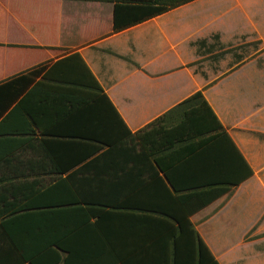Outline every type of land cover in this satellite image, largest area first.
Returning <instances> with one entry per match:
<instances>
[{
    "label": "crops",
    "instance_id": "crops-1",
    "mask_svg": "<svg viewBox=\"0 0 264 264\" xmlns=\"http://www.w3.org/2000/svg\"><path fill=\"white\" fill-rule=\"evenodd\" d=\"M115 3L0 0V84L48 67L0 120V264L68 237L88 263L172 264L163 174L137 168L101 195L114 206L59 184L198 91L254 173L189 220L220 264H264V0H194L117 32ZM140 143L136 161H153Z\"/></svg>",
    "mask_w": 264,
    "mask_h": 264
},
{
    "label": "trees",
    "instance_id": "trees-1",
    "mask_svg": "<svg viewBox=\"0 0 264 264\" xmlns=\"http://www.w3.org/2000/svg\"><path fill=\"white\" fill-rule=\"evenodd\" d=\"M191 1L194 0H115L114 31L136 25ZM47 68V65L40 66L0 84V120ZM96 90L101 89L96 87ZM139 140L142 151H147L146 155L151 156L153 161H136L135 145ZM126 143L131 146L123 150L122 146ZM123 156L129 160L122 161ZM137 168L146 169L149 174H163L166 189L175 193L177 208L169 216L179 227L173 235L172 264H220L194 231L189 217L250 178L254 171L201 91L72 171L59 185L72 187L79 200L87 206L93 203L114 206L113 201L103 199L101 195H105L108 189L106 197L112 194V190L130 188ZM131 179L132 183H128ZM81 188L86 189L95 201H89L85 193L80 192ZM57 206H66V203ZM88 211L92 215L93 211ZM187 227L195 240L190 238ZM69 240L68 237L31 259L30 264H92V261L88 263L85 260L87 255L84 251L73 250ZM62 252L66 255L63 256ZM94 263L98 264L97 261Z\"/></svg>",
    "mask_w": 264,
    "mask_h": 264
},
{
    "label": "rangeland",
    "instance_id": "rangeland-1",
    "mask_svg": "<svg viewBox=\"0 0 264 264\" xmlns=\"http://www.w3.org/2000/svg\"><path fill=\"white\" fill-rule=\"evenodd\" d=\"M249 216H250V213H249ZM239 235H241L242 233H243V229H240L239 231ZM245 247V248H244ZM244 247H240V249L241 250H239V253L242 251V255L244 254V255H246V257H247V260L245 259L243 262H246V261H249V259H250V254L248 255V254H246V250H249L250 251V246H244ZM239 255V254H238ZM241 259V258H240ZM238 260H236V262H237ZM242 261H240V263H241Z\"/></svg>",
    "mask_w": 264,
    "mask_h": 264
}]
</instances>
